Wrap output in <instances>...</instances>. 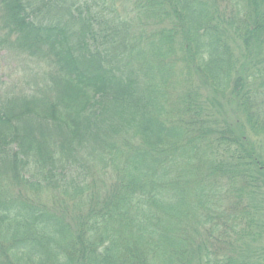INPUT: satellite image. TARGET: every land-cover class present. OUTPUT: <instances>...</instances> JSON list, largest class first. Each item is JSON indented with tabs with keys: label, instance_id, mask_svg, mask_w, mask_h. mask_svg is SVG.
<instances>
[{
	"label": "trees",
	"instance_id": "1",
	"mask_svg": "<svg viewBox=\"0 0 264 264\" xmlns=\"http://www.w3.org/2000/svg\"><path fill=\"white\" fill-rule=\"evenodd\" d=\"M0 51V264H264V0H0Z\"/></svg>",
	"mask_w": 264,
	"mask_h": 264
},
{
	"label": "rangeland",
	"instance_id": "2",
	"mask_svg": "<svg viewBox=\"0 0 264 264\" xmlns=\"http://www.w3.org/2000/svg\"><path fill=\"white\" fill-rule=\"evenodd\" d=\"M34 70V64L24 57L17 56L13 52L9 54L0 51V82L5 83L0 90L5 91L9 87H11L10 90H14L16 85L21 86L20 82L29 80Z\"/></svg>",
	"mask_w": 264,
	"mask_h": 264
}]
</instances>
